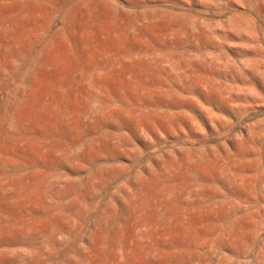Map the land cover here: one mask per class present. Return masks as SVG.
<instances>
[{"label": "rangeland", "instance_id": "obj_1", "mask_svg": "<svg viewBox=\"0 0 264 264\" xmlns=\"http://www.w3.org/2000/svg\"><path fill=\"white\" fill-rule=\"evenodd\" d=\"M0 264H264V0H0Z\"/></svg>", "mask_w": 264, "mask_h": 264}]
</instances>
